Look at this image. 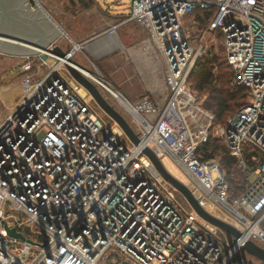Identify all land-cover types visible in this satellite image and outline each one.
Returning <instances> with one entry per match:
<instances>
[{"label": "built area", "instance_id": "2783aa9c", "mask_svg": "<svg viewBox=\"0 0 264 264\" xmlns=\"http://www.w3.org/2000/svg\"><path fill=\"white\" fill-rule=\"evenodd\" d=\"M128 1L126 20L147 31L165 94L160 102L130 101L102 75L90 78L128 116L135 145L47 61L38 66L28 56L17 64L22 94L0 117V264H249L245 242L264 248V0ZM198 12L213 13L207 29L223 41L230 93L247 92L246 105L221 126L189 84L206 55L186 33V19ZM120 23L106 33L116 35ZM210 138L227 147L248 181L238 198L219 161L203 159ZM145 148L161 162L171 158L199 205L241 236L230 243L184 205Z\"/></svg>", "mask_w": 264, "mask_h": 264}, {"label": "water", "instance_id": "95a60500", "mask_svg": "<svg viewBox=\"0 0 264 264\" xmlns=\"http://www.w3.org/2000/svg\"><path fill=\"white\" fill-rule=\"evenodd\" d=\"M30 2L31 0H0V52L19 58L37 55L45 57L48 53L53 55L59 64L62 62L61 64L73 80L91 96L98 108L119 126L133 144L137 145L139 143L138 136L127 120L103 97L93 81L72 62L71 57L74 55L76 47L79 49L80 46L73 43V48L69 51H63L61 47L55 46L57 39L65 33L49 15L44 13L45 11L39 6V3L33 1L37 6L33 9ZM143 153L161 177L185 199L201 219L229 234L235 240L241 236L230 224L205 211L187 186L172 176L148 148H145ZM9 234L24 239L13 230ZM243 252L264 264L263 247L248 241L243 246Z\"/></svg>", "mask_w": 264, "mask_h": 264}, {"label": "rangeland", "instance_id": "374dc122", "mask_svg": "<svg viewBox=\"0 0 264 264\" xmlns=\"http://www.w3.org/2000/svg\"><path fill=\"white\" fill-rule=\"evenodd\" d=\"M83 1L89 3L88 8H83L81 4H77V0H38L37 2L39 3V6L43 9V11H45L44 13L49 15L65 33V35H61L55 42V46L61 47L63 51L71 50L73 48V43L81 39H86L92 33L96 32L97 25L94 23L101 22L100 16H97L95 13L99 12L96 7L97 5L103 10V12L108 11L111 15H116L117 13L129 15L128 0H95V3L97 5L92 0ZM30 3L33 9L37 7L33 1H31ZM94 17H96L95 20H97L95 22L92 21ZM198 26L199 25L196 23V21H194V19H186V33L189 36V43L194 48H196L198 44L202 43L206 46V53L210 51L211 54H218L221 45H223V41L221 40V38L218 39L217 37H215V34L210 33L204 26H202V28ZM33 57L35 60H40L38 62V66L41 64V61H47V59L42 55ZM82 58L83 57L77 51L75 52V55L71 57V60L74 64H77L79 62L83 63L85 60L83 61ZM159 58L162 62V58L160 55ZM23 59L24 58H17L16 56L7 55L0 52V117H3V119L6 118L10 113V108L7 107L13 105V102L19 99V89L18 91H16V87L12 86H14L17 82L20 83L21 79L23 78V74H21L19 72V69H17L18 60L22 61ZM55 64H57V62H54V64L51 65L52 69L56 68L58 74L65 78L67 82L74 81L64 67H56ZM81 69L89 73L91 76H97L98 74H100L109 78L100 66H93L89 62H85V65L82 66ZM46 70H48V68H45L44 72ZM213 75H215V77L217 76V69L213 71ZM109 80L114 85L116 90H118L120 93H123V91H121L119 87H117L112 79L109 78ZM9 88L11 89L8 90ZM6 94L8 95L6 96ZM206 96V93L199 94V99L202 103L206 100ZM100 113L103 115L107 124L111 125L112 121L110 120V118H108L101 110ZM122 114L128 119V116L125 113L122 112ZM235 114L236 112L234 114H231L227 118V120L233 117ZM123 140L125 141V139ZM216 159L220 161L218 157H216ZM162 163L166 169L168 168L167 171L177 180L181 181L183 184L188 181V178L184 174L183 170L178 167L171 158H169L168 156L164 157L162 159ZM252 179L253 178H250L249 182H251ZM178 198L184 205L187 204L181 195H179ZM261 229L264 231V222L261 224ZM221 237L225 240L227 239L230 243H232V237L229 234L222 231ZM259 244L262 243L260 242ZM246 256L248 257L249 264H261L255 258H251L248 255Z\"/></svg>", "mask_w": 264, "mask_h": 264}, {"label": "crops", "instance_id": "0c3cea01", "mask_svg": "<svg viewBox=\"0 0 264 264\" xmlns=\"http://www.w3.org/2000/svg\"><path fill=\"white\" fill-rule=\"evenodd\" d=\"M96 7L99 12L95 13L100 16L101 22H95L97 20L94 17L92 21L97 25L96 32L86 39L75 42L80 46L75 52L78 51L83 61L85 60L75 65L82 68L85 62H89L93 66H100L123 91L124 94H121L130 101L148 96L154 102H160L165 94V85L161 66L148 43L147 31L136 22L127 21L128 15L122 13L111 15L108 11L103 12L98 5ZM117 22L121 23L117 26L116 35L109 36L106 33L107 27ZM20 62L21 60H18L17 63ZM103 77L111 83L109 78ZM12 87H16V91L20 88V94H22L18 82ZM18 100H15L13 105H8L7 108L14 106Z\"/></svg>", "mask_w": 264, "mask_h": 264}, {"label": "trees", "instance_id": "16d2710c", "mask_svg": "<svg viewBox=\"0 0 264 264\" xmlns=\"http://www.w3.org/2000/svg\"><path fill=\"white\" fill-rule=\"evenodd\" d=\"M92 1L94 2V0ZM77 4H81L83 8L89 7V3L83 0H77ZM212 17L213 13L198 12L193 16V19L199 25L198 27L207 28ZM215 69H217L216 77L213 75ZM233 79L234 72L227 63L224 45H221L218 54H211L209 51L199 59L190 75L191 89L198 94H207L202 106L214 115V125L216 126L225 125L227 118L247 103L246 91L238 88L233 91L234 93H230L229 85ZM247 154L249 155V164L254 166V162L250 160L251 154L248 152ZM202 156L203 159L219 158V163L227 175L226 179L232 199L238 198L244 193L248 181L242 170L238 168L236 160L230 156L229 150L221 141L210 139L203 148ZM260 161H263V158Z\"/></svg>", "mask_w": 264, "mask_h": 264}, {"label": "bare ground", "instance_id": "6f19581e", "mask_svg": "<svg viewBox=\"0 0 264 264\" xmlns=\"http://www.w3.org/2000/svg\"><path fill=\"white\" fill-rule=\"evenodd\" d=\"M31 1H35V2H37V0H31ZM38 10L41 11L40 8H39ZM41 13H42V11H41ZM76 49H77V47H76ZM61 63H62V62H61ZM61 63H60V65H62ZM47 64H50V65L54 64V61H53V59H52L51 57H49V58L47 59ZM60 65H59V66H60ZM76 67H77V66H76ZM77 68H79V67H77ZM79 69L85 74L86 77H88V78H93L89 73L83 71L81 68H79ZM19 92H20V88H19ZM81 94H85V93H84V90H81ZM20 97H21V94H19V99H20ZM167 169H168V168H167Z\"/></svg>", "mask_w": 264, "mask_h": 264}]
</instances>
